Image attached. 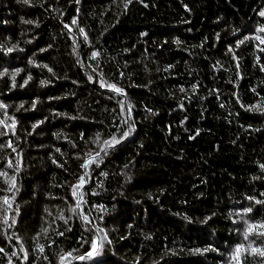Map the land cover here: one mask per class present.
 I'll list each match as a JSON object with an SVG mask.
<instances>
[{
  "label": "trees",
  "instance_id": "1",
  "mask_svg": "<svg viewBox=\"0 0 264 264\" xmlns=\"http://www.w3.org/2000/svg\"><path fill=\"white\" fill-rule=\"evenodd\" d=\"M262 12L0 0V264H264Z\"/></svg>",
  "mask_w": 264,
  "mask_h": 264
},
{
  "label": "rangeland",
  "instance_id": "2",
  "mask_svg": "<svg viewBox=\"0 0 264 264\" xmlns=\"http://www.w3.org/2000/svg\"><path fill=\"white\" fill-rule=\"evenodd\" d=\"M98 250H99V246L96 247V248H94V250L92 251V256H93L94 254H96V253L98 252Z\"/></svg>",
  "mask_w": 264,
  "mask_h": 264
},
{
  "label": "snow or ice",
  "instance_id": "3",
  "mask_svg": "<svg viewBox=\"0 0 264 264\" xmlns=\"http://www.w3.org/2000/svg\"><path fill=\"white\" fill-rule=\"evenodd\" d=\"M261 15H264V12H262ZM9 51H10V50H9ZM113 87H114V86H113ZM115 90H116V91H120L119 89H115ZM93 247L95 248V245H93ZM238 251H239V250H238ZM88 255L91 256L92 253H89ZM81 259H83V257H81Z\"/></svg>",
  "mask_w": 264,
  "mask_h": 264
}]
</instances>
